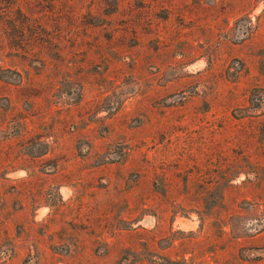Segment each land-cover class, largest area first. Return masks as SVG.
Wrapping results in <instances>:
<instances>
[{
  "label": "rangeland",
  "instance_id": "374dc122",
  "mask_svg": "<svg viewBox=\"0 0 264 264\" xmlns=\"http://www.w3.org/2000/svg\"><path fill=\"white\" fill-rule=\"evenodd\" d=\"M0 264H264V0H0Z\"/></svg>",
  "mask_w": 264,
  "mask_h": 264
}]
</instances>
